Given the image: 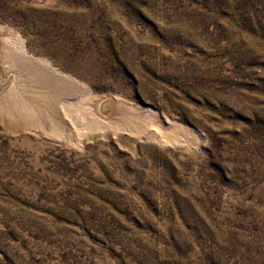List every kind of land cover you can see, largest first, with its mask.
I'll return each mask as SVG.
<instances>
[{"label": "rangeland", "instance_id": "rangeland-1", "mask_svg": "<svg viewBox=\"0 0 264 264\" xmlns=\"http://www.w3.org/2000/svg\"><path fill=\"white\" fill-rule=\"evenodd\" d=\"M0 32V264H264V0H0Z\"/></svg>", "mask_w": 264, "mask_h": 264}, {"label": "bare ground", "instance_id": "bare-ground-1", "mask_svg": "<svg viewBox=\"0 0 264 264\" xmlns=\"http://www.w3.org/2000/svg\"><path fill=\"white\" fill-rule=\"evenodd\" d=\"M4 37L5 34L0 32V93H2L4 90L5 93L10 92L12 90L11 86L14 81V75L12 72L8 71V67H7L8 64L7 62L9 57L7 56V54H5V51L7 49L5 50L2 44ZM23 65L26 71L25 78L29 81L31 88L36 92H35V96H33L34 99L33 104H31L32 102L25 101L24 102L25 104H20L21 108L22 109L26 108V110L27 109L30 110L31 108L35 107L40 101L46 104L52 112L56 110L58 106L57 105L58 100L61 98H65L66 95H68L67 91L62 90V88L60 89V84L58 83V81L56 79L54 80L51 77L50 73H48L45 69L44 70L35 69L34 67H31L30 63H27V61L23 63ZM20 87L22 89L21 92L24 93L23 90L24 87L22 86ZM10 93H12V91Z\"/></svg>", "mask_w": 264, "mask_h": 264}]
</instances>
